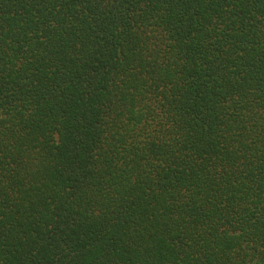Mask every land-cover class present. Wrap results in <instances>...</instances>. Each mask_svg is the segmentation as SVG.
Wrapping results in <instances>:
<instances>
[{"label": "trees", "instance_id": "trees-1", "mask_svg": "<svg viewBox=\"0 0 264 264\" xmlns=\"http://www.w3.org/2000/svg\"><path fill=\"white\" fill-rule=\"evenodd\" d=\"M0 264H264V0H0Z\"/></svg>", "mask_w": 264, "mask_h": 264}]
</instances>
